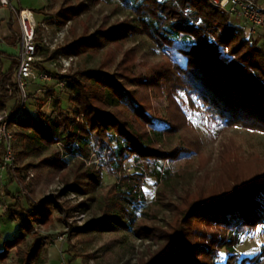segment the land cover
<instances>
[{
    "label": "trees",
    "instance_id": "trees-1",
    "mask_svg": "<svg viewBox=\"0 0 264 264\" xmlns=\"http://www.w3.org/2000/svg\"><path fill=\"white\" fill-rule=\"evenodd\" d=\"M119 1V6L129 9L130 17L101 25L62 47L66 55L103 56L100 69L63 75L46 67L45 61L54 58V52L41 50L39 68L67 84L62 91H47L56 92L49 94L57 100L53 117L43 112L44 99L34 109L36 116L32 113L36 94L30 93L31 103L15 120L19 129L15 136L23 142L22 152L30 155L40 146L61 143L66 154L73 156L79 146L94 141L102 159L99 168L86 166L84 157L62 159L56 151L41 157L38 163V167L51 168L59 174L65 186L62 195H81L84 206L101 196L103 170L111 175L120 173L125 161L134 157L133 171L122 175L102 195L100 209L105 217L86 223L79 231L88 234L95 228H124L138 238L154 241L159 248L150 259L141 258L140 264H220L221 251L227 254L222 264L259 263L264 250L262 254L242 256L236 246L242 236L254 234L264 224V158L239 161L237 155L224 150L219 169L206 168L194 186L189 184L191 189L178 192V200L168 201L165 189L175 184L172 179L166 181L170 171L161 163L188 159L193 154L202 157L196 135L183 136L175 146L168 141L182 128L195 130L189 112H202L210 126L241 125L264 133L263 47L247 41L230 16L210 0ZM87 10L84 2L65 9L59 26L69 19L77 20ZM39 11L48 14L44 9ZM46 19L51 21L53 17L48 15ZM136 35L158 47L160 59L151 60L137 45L126 46L129 38ZM16 65L17 61H13L5 73L0 72V108L17 95L10 91L15 86ZM137 65L146 69L142 79L135 72ZM41 87L51 86L42 83ZM181 93L186 95V103L179 100ZM63 95L73 103V114L63 105ZM161 99L167 101L165 115L159 114L155 105ZM16 154L19 160L21 153L16 150ZM3 155L4 146L0 144V164ZM202 160L205 166L208 159ZM32 166L29 163L18 167L16 177L8 171L11 183L20 181L21 170ZM147 178L165 179L155 204L167 207L173 214L165 227L158 224L155 209L142 211L139 216L129 210L135 203L145 202L142 187ZM57 206H52L50 198L34 202L29 194L8 206L5 212L20 222L22 232L5 240L0 264H8L13 249L17 251L15 264L47 262L44 247L50 237L41 234L40 229L48 230L54 225ZM111 206L117 212L111 211Z\"/></svg>",
    "mask_w": 264,
    "mask_h": 264
},
{
    "label": "rangeland",
    "instance_id": "rangeland-1",
    "mask_svg": "<svg viewBox=\"0 0 264 264\" xmlns=\"http://www.w3.org/2000/svg\"><path fill=\"white\" fill-rule=\"evenodd\" d=\"M80 2L88 5V10L80 15L77 20L69 19L60 26L65 32V38L61 47L66 46L70 41L84 33H93L101 25L114 24L118 21H123L126 17H130L129 9L124 8L122 5L119 6V0H94L93 3L91 0H13V5L20 7L21 4V7L33 11L39 21L45 19V14L39 11L44 9L48 13L47 15L53 17L51 21H54L59 26L60 21L63 22L64 19V10L69 7H78ZM261 3L264 4V0H261ZM8 11H11V8ZM230 18L233 24L239 25V22L234 17L230 16ZM71 29H73V32H71ZM87 29H89L88 32ZM129 39L126 46L137 45L139 46V51L147 53L151 60L156 61L160 59L161 51L146 38L136 35L134 38L131 37ZM253 42H256V44H259L264 49L262 41ZM51 55L54 58L45 61L46 67L51 71H56L59 67H55L52 64L57 56L55 52ZM102 59L103 56H93L91 54L76 56L69 73L74 74L86 69H100ZM6 62H9V60L7 59ZM41 64L43 65L44 63ZM135 72L140 79L146 75V69L140 65L136 66ZM51 93L56 94L55 91L42 92L33 97L32 109L30 108L33 114H35L34 109L36 110L40 101L44 99L46 105L42 109L43 112L52 117L55 115L56 112L53 109L57 106V100L50 98L49 94ZM178 98L180 101L187 102L184 93L179 94ZM61 99H63V105L66 106L67 111L73 114L75 107L67 95H63ZM30 103L29 101L27 104ZM155 105L159 114H166V100H157L155 101ZM188 114L195 130L182 128L180 132L168 141L171 145L175 146L183 140V136L194 138L196 135L199 138V149L203 155L199 158L193 154L188 159L183 158L175 162L166 161L161 163L164 169H169L170 171V177L167 176L166 181L170 182L173 180L172 184H175L169 187L168 190L165 189L167 191L166 195L170 196L167 198V201L178 200V192L183 194L185 189H191V186L195 184L196 178L201 173H205L207 169H219L223 162L221 156L224 150H230L231 153L237 155L239 161L264 158V133L254 132L241 127V125L228 128L210 126L203 118L202 112H189ZM18 130V126H16L15 133ZM22 144L23 142L20 138L15 136L16 150L18 153H21L19 160H17L18 167H24L29 163H32L33 166L28 170H21L19 173L21 182L15 179L17 184L12 183L13 185L10 188L13 193L7 188L11 182L6 184L5 182L4 184L0 183V190L6 199L9 200V205L15 202H12L11 199L17 196H20L17 199H24L25 195L28 194L34 202L50 198L52 206H56V203L59 205L54 209L56 219L54 225L48 230L40 229L41 234L50 237L44 247V256L47 258L45 264H61L63 257L70 259V264H140L141 258L145 260L151 258V255L156 252L159 245L152 240L136 237L132 230L124 228L102 230L95 228V230L88 234H83L79 231V228L86 225V223L105 217L100 209L103 203L102 195L105 193L107 187L117 182L122 175L133 171L135 166L134 157L125 161L124 170L120 173L111 175L103 170L102 186L99 189V195L101 196H98L97 201H88V204L84 206L82 204L84 201L83 196L75 193L62 195L61 192L65 186L60 180L59 174L51 168L38 167V163L41 157L56 151L60 153L62 159L74 161L77 158L82 159L84 157L86 166L95 165V167L99 168L102 165V159L95 151L94 141L91 140L79 146L77 154L73 156L66 154L64 146L61 143L40 146L32 154L24 155ZM202 158L208 159L205 166ZM16 173L18 174V171ZM31 175L33 177L29 178ZM164 180V178H147L142 187L145 202L135 203L129 207V210L131 212L134 211L139 216L142 211L152 212L155 209V211H158V224L165 227L172 220L173 214L167 207L155 205L157 193L162 184L161 182ZM150 206H152V209H150ZM110 210L117 212L112 206ZM5 211L6 209L0 215V249L3 247L5 240L11 239L16 234L22 232L20 222ZM61 237L63 238L61 239ZM26 238L29 243L33 240L29 237ZM54 246H60V254L56 260H52L51 254V248ZM263 250L264 224L259 226L254 234L242 236L240 244L236 246V251L242 256L262 254ZM226 257V252L221 251L218 262L222 264ZM17 260V251L13 249L8 257V264H15ZM256 264H264V254L260 257V262Z\"/></svg>",
    "mask_w": 264,
    "mask_h": 264
},
{
    "label": "built area",
    "instance_id": "built-area-1",
    "mask_svg": "<svg viewBox=\"0 0 264 264\" xmlns=\"http://www.w3.org/2000/svg\"><path fill=\"white\" fill-rule=\"evenodd\" d=\"M210 1L239 22L238 27L247 41H262L264 44V4L260 0ZM0 5L11 8L19 26L17 65L14 69L15 86L10 87L11 93L17 92L14 97L15 106L8 111H0V144L4 146L0 172L11 171L16 176L18 162L15 146V127L17 126L15 120L22 114L31 92L40 94L49 89L62 91L67 84L65 80H56L49 72L39 68L38 62L43 60L41 50L56 53L57 57L52 65L59 67L56 71L63 75L69 73L76 56L63 53L61 44L64 41L65 32L57 23L47 19L37 20L33 11L14 6L13 0H0ZM2 41L3 38L0 37V43ZM41 82L48 83L51 87L40 86L34 91L31 90L35 84ZM50 98H55V96L51 95ZM17 198L20 196L11 201H16ZM8 206L9 200L0 190V215ZM61 264H70V259L63 257Z\"/></svg>",
    "mask_w": 264,
    "mask_h": 264
},
{
    "label": "crops",
    "instance_id": "crops-1",
    "mask_svg": "<svg viewBox=\"0 0 264 264\" xmlns=\"http://www.w3.org/2000/svg\"><path fill=\"white\" fill-rule=\"evenodd\" d=\"M21 7V4H20ZM9 7H3L0 5V37L3 38V41L0 43V72L5 73L12 65L13 61H17L16 55L18 52V38H19V26L15 16L12 11H8ZM48 15H45V19ZM12 22V25L10 23ZM9 62H6V60ZM16 67V66H15ZM15 69V68H14ZM41 83H37L34 85L33 89L40 87ZM15 106V99L12 98L9 100L4 108H0V111H8ZM7 178V180H6ZM12 178L8 175L7 172H0V183L5 182L10 183ZM16 183L17 182H13ZM13 184L7 186L8 190H10ZM18 190V189H16ZM11 193H13L10 190ZM60 246H54L51 248L52 260H56L59 257Z\"/></svg>",
    "mask_w": 264,
    "mask_h": 264
}]
</instances>
